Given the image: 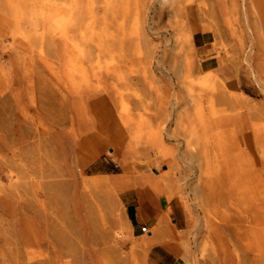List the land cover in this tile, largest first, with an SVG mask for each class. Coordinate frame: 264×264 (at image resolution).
Returning <instances> with one entry per match:
<instances>
[{
	"label": "rangeland",
	"instance_id": "1",
	"mask_svg": "<svg viewBox=\"0 0 264 264\" xmlns=\"http://www.w3.org/2000/svg\"><path fill=\"white\" fill-rule=\"evenodd\" d=\"M159 227L264 264V0H0V264H145Z\"/></svg>",
	"mask_w": 264,
	"mask_h": 264
},
{
	"label": "crops",
	"instance_id": "2",
	"mask_svg": "<svg viewBox=\"0 0 264 264\" xmlns=\"http://www.w3.org/2000/svg\"><path fill=\"white\" fill-rule=\"evenodd\" d=\"M208 44L204 41L199 45V48H205ZM211 48H209L210 50ZM209 59L215 58L216 55L209 53ZM147 204L145 207L144 204ZM163 210L162 200L155 197V195L143 198L138 195V199H134L129 203V207L126 210L127 221L132 227L144 228L143 222L148 221L150 225H154L155 220L159 216V212ZM171 225L169 229L176 228L181 229L183 225V212L180 206H172L171 213ZM164 227L160 228L157 233L150 235L149 237H155L156 242L144 251L145 264H185L180 260L177 255L179 249L177 243L167 239V233L169 229ZM142 237V236H141Z\"/></svg>",
	"mask_w": 264,
	"mask_h": 264
}]
</instances>
